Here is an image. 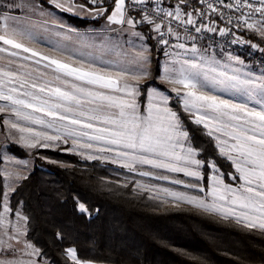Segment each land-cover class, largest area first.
Listing matches in <instances>:
<instances>
[{"label": "snow or ice", "instance_id": "obj_1", "mask_svg": "<svg viewBox=\"0 0 264 264\" xmlns=\"http://www.w3.org/2000/svg\"><path fill=\"white\" fill-rule=\"evenodd\" d=\"M47 2L62 12L73 15L85 13L84 18L104 17L109 25H120V33H129L142 41L149 38L143 32L147 29L154 34L158 44L170 46L174 51H165L164 54L172 59L163 66L160 80L170 86V93L175 94L185 113L189 116L195 114L193 123L199 125L208 120L228 122L231 131L225 135L233 143L227 145L224 142L228 147L227 158L233 161L240 173L239 179L244 183L239 187L224 185L221 189L222 174L217 162L199 158L202 150L192 143L180 114L170 107L172 96L167 91L142 83L151 78V56L146 47L142 46L136 53H128L130 63L138 65L130 79L127 69L113 74L103 66H85L84 61L79 65L68 63L25 46L21 40L30 35L27 25L34 16L40 17L41 27L59 29L56 35L76 31L50 16L45 0H3L0 3V42L39 57L34 61L37 66L41 61L47 62L42 68L37 67L35 76L32 72H21L23 65H17L11 59L0 64V101L5 102L0 104V113L5 115L3 127L8 129L9 135L28 133L35 142H28L24 135L19 136V140L24 141L21 146L28 148L56 149L61 143L67 144L71 140L73 148L90 150L92 141L102 142L103 147L99 151L114 153L111 162L125 161L120 166L133 172H136V165H141L183 173L187 181L172 179L170 183L202 193L205 192L200 183L202 172L208 169L212 183L206 197L223 202L221 207L208 203L206 197L175 192L171 195L177 201L219 214L223 219L233 220L249 230L264 232V70L259 74L252 70L243 71L244 61L231 54L221 62L208 54V48H197V36L193 35L207 30L221 35L227 32L235 37L233 27L237 30L255 28L264 39V0ZM10 10L23 13V18L11 15ZM217 20L224 22L226 28L216 27ZM173 39L176 43H172ZM78 43L83 47L94 46L86 36L81 37ZM232 43L245 42L234 38ZM251 47L264 53V48L257 44H251ZM7 51L0 48V52ZM17 55L15 51L10 53L12 57ZM49 74L53 75L55 84L44 80ZM216 89L245 97L256 107L212 94ZM141 96L145 97V105H141ZM93 104L96 106L88 107ZM26 109H31V112ZM32 112L43 113L50 119H34ZM21 120L49 129L57 122H65V130L61 134L56 129L57 134L54 135L34 132L33 128L22 126ZM204 126L207 127V123ZM83 136H87L89 142L79 144L78 138ZM178 147L180 154L176 151ZM220 154L226 155L224 147L220 148ZM86 158L97 159L94 155ZM26 166L27 161H20L17 165L21 169ZM136 174L168 179L154 175L150 170ZM16 175L19 179L20 174ZM231 178L237 179L235 175ZM15 190L6 179H0V264H96V259H82L76 247H64L67 236L60 229L52 233V252L38 247L29 234L31 217L24 210V201L12 203ZM77 210L90 216L84 203L77 201ZM104 260L122 264L119 258L112 260L106 256Z\"/></svg>", "mask_w": 264, "mask_h": 264}, {"label": "trees", "instance_id": "obj_2", "mask_svg": "<svg viewBox=\"0 0 264 264\" xmlns=\"http://www.w3.org/2000/svg\"><path fill=\"white\" fill-rule=\"evenodd\" d=\"M68 17L81 27L104 19ZM143 31L153 56L152 78L144 84L168 91L157 78L156 41L147 29ZM170 95V105L180 114L192 143L202 150L199 158L215 160L230 182L232 162L220 154L206 127L193 123L175 94ZM140 101L144 105L145 97ZM10 148L18 156L28 155L15 143ZM36 153L34 168L15 190L12 203L24 201V210L31 217L29 234L38 247L52 252V233L60 229L67 236L64 247L74 246L82 259H96V263L112 264L104 260L107 256L119 258L122 264H264V232L260 230H249L196 206L163 207L148 193L135 190L133 181H119L118 174L130 173L99 160L56 149ZM202 173L203 184L208 185L210 172L204 169ZM77 201L86 205L90 216L77 210Z\"/></svg>", "mask_w": 264, "mask_h": 264}, {"label": "rangeland", "instance_id": "obj_3", "mask_svg": "<svg viewBox=\"0 0 264 264\" xmlns=\"http://www.w3.org/2000/svg\"><path fill=\"white\" fill-rule=\"evenodd\" d=\"M83 2H86V0H82ZM3 0H0V3H2ZM79 3V1H77ZM83 4V3H82ZM45 7L48 10V13L50 16H53L57 22H62L66 25L71 26L72 28L76 29L75 32L72 33H66L61 32L60 35H56L57 31H60L59 29L55 27H49L48 29H45L40 26V17H32L31 23L27 25V29L30 33L29 36L24 37L21 41L23 44H27L26 42H38V52L47 55L51 58L61 59L63 61H66L68 63H73L76 65H79L81 61H85V65H96V66H103L111 73L115 74L116 71L120 72L123 69V66H121L123 63L122 60H126L125 63H129L131 57L128 55V53H136L142 46L146 47L149 50L151 61L153 62V56L151 51V46L148 42V40L142 41L139 39H136L129 33H120L118 30L120 28V25H109L108 22L98 23V24H89L86 27H81L77 25L75 22L71 20V18L68 17V12H62L59 9L54 8L51 4L45 0ZM10 14L13 16H17L19 18H23V13L12 11L10 10ZM73 15V14H70ZM77 16L85 17V13H78ZM37 18V19H35ZM90 19H96L92 17H87ZM101 24V25H100ZM117 30V31H114ZM245 32L241 35L243 40H248L251 44H257L261 48H264V39H261L259 36L258 30H248L247 28L244 29ZM144 32V31H143ZM145 34V33H144ZM86 36L88 41L93 44V47H83L78 41L81 37ZM146 36V35H145ZM152 39L156 41V38L154 34H152ZM242 40V41H243ZM172 43H176L175 39H173ZM101 44H104L105 47L100 48L97 47ZM157 44V42H156ZM191 41L188 42V46H190ZM196 46L197 48H208V54L212 57H215L216 59L220 60L221 62H224L225 57L228 54H231L233 56H238L240 60L244 61L245 67L242 69L243 71L252 70L253 72L259 74L261 70H264L260 68L259 66L252 63L250 60L246 59L242 55L238 54L234 50H223V49H217L213 48L207 43L201 42L196 40ZM174 50L171 48L168 50V52H173ZM178 51V50H176ZM164 52H157L156 50V57L160 60V63L162 65L160 66L163 69V66L170 60L172 57L165 56ZM39 59V57H38ZM8 60V59H7ZM35 60L33 59H25L23 61H19L16 63L17 65H23V67L20 69L21 72H32L33 75H37L38 73L35 71L37 67L42 68L44 64H46V61H41L40 65L37 66L34 63ZM88 61V62H87ZM6 62V61H5ZM100 64V65H99ZM117 69V70H115ZM50 72V70H49ZM128 77L131 79L132 74L126 73ZM159 76V77H158ZM158 80L160 79V75H158ZM45 81H54L53 75L49 74L44 77ZM123 83V81H121ZM168 91L170 92V86L164 83ZM162 91V90H161ZM212 94L220 95L222 98L225 99H232L234 102L237 103H249V107H256L255 104L248 102L245 97L239 96V95H233L231 92H222L219 89H216ZM43 95V94H42ZM4 101H0V104H4ZM142 105V104H141ZM145 105V104H144ZM96 105H89L88 107H95ZM143 110V109H142ZM25 111L31 112V109H26ZM209 116L213 115L211 113H208ZM32 116L34 119H44L45 121H48L50 118L45 117L43 113H37L32 112ZM193 119L195 117V114L192 115ZM5 119V115L3 113H0V174L2 179H6L9 184H11L15 189L24 181L23 177H27L29 173L34 168L35 163V157L34 153L38 149H53L51 147H41L37 146L35 148H28L21 146L24 141L19 140L20 135H24L25 139L28 142H35L28 133H15L14 135H9L8 129L3 127V120ZM15 119V117H13ZM226 122L227 121H220V120H208L205 121L207 123V131L211 132L214 136L215 142L217 144V147L220 152V148H225L226 155H223L227 158L228 153V147L224 143L227 142V135L225 133L227 132L226 129ZM22 126L31 127L33 128L34 132H46L49 135H54L56 133V129H59V132L62 134L64 132V123L65 122H57L53 128L49 129L46 126H42L40 124H33L30 121H20ZM236 123V122H235ZM202 124V123H201ZM100 126V125H97ZM91 134V133H90ZM79 144H86L88 143V137L83 136L79 137L78 141ZM15 143L22 147L28 155L26 156H18L16 155L10 146ZM41 143H43V140L41 138ZM93 148L92 149H76L72 146V141L69 140L67 144L61 143L56 150H60L64 153L69 154H75L78 155L82 159L86 160H99L104 164H108L114 167H118L119 169H123L126 172L130 173L131 175L120 173L118 174L119 181L123 184H127L131 181L134 183V189L140 192H146L148 195L155 200L158 201L163 207H178L181 205H191L195 206L194 204H189L187 202L183 201H177L171 193H186L188 195H195L200 198H205L206 193L209 191V184L212 183V181L209 179L208 185L203 184V180L200 182L201 185L204 187L205 192H198L193 189H189L184 187L183 185L173 184L170 183L172 179H181L187 181L188 178L183 176V173H174V172H168L165 170H158V169H151L150 166H141L136 165V172L139 171H152L154 175H160V176H166L168 179H156L154 176H140L136 174V172L130 171L127 168L121 167L120 165L122 163H125V161H120L119 163H113L111 162L114 156V153L106 152V151H99L101 147H103L102 142L92 141ZM187 147V145H185ZM54 150V149H53ZM177 154H180L179 147L177 148ZM88 155H94L97 157V159H87L86 157ZM43 160L53 162V163H59L56 160H52L49 157L42 156ZM228 159V158H227ZM231 161L230 159H228ZM20 161H27L26 168H19L17 165ZM232 162V161H231ZM234 167V172H231L229 174V177L231 178L232 175H235L237 177L236 180H233L231 178V181L228 183L237 184L240 182L239 177L237 176V171L234 166V163L232 162ZM221 172V177H223V173ZM17 173L20 174V178L17 179ZM211 175V173H210ZM203 176V173H202ZM210 177V176H209ZM220 177V178H221ZM226 181V180H225ZM206 200L208 203L211 202L210 196L206 197ZM201 209V208H200ZM203 210V209H202ZM10 219H13L10 217ZM14 222V221H13Z\"/></svg>", "mask_w": 264, "mask_h": 264}, {"label": "built area", "instance_id": "obj_4", "mask_svg": "<svg viewBox=\"0 0 264 264\" xmlns=\"http://www.w3.org/2000/svg\"><path fill=\"white\" fill-rule=\"evenodd\" d=\"M215 26L219 28H226V24L224 22H220L219 20H217V23ZM244 29L237 30L235 27H233L232 32L235 33V37L232 34L227 33V32L224 35H221L219 32H209L207 30L199 34L193 33V35L197 36L198 41L207 43L213 48L229 50V51L234 50L238 54L250 60L255 65L264 69V53H262L259 50L253 49L251 47V43L248 42V40H245V39L243 40L241 35L245 32ZM234 38H239L240 40H243L245 43H232ZM170 49H171L170 46H164V45H160L157 43L158 53L160 51L164 52Z\"/></svg>", "mask_w": 264, "mask_h": 264}, {"label": "crops", "instance_id": "obj_5", "mask_svg": "<svg viewBox=\"0 0 264 264\" xmlns=\"http://www.w3.org/2000/svg\"><path fill=\"white\" fill-rule=\"evenodd\" d=\"M12 15V14H11ZM75 16H77V15H75ZM17 17V16H16ZM34 17H38V16H34ZM33 17V18H34ZM79 17H82V16H79ZM17 18H19V17H17ZM35 19H37V18H35ZM90 19V18H89ZM103 22H107V20L104 18L102 21H101V23H103ZM101 25V24H100ZM22 42V41H21ZM26 43H28V45L27 44H24L25 46H27V47H29V48H31V49H33V50H35V51H37L38 52V42H26ZM0 48H6V49H8V51L7 52H0V64H3V63H5V61L7 60V59H11V60H13V61H15V63H18L19 61H23V60H25L24 59V57H28V59H33V60H38V57H32L31 56V53L29 52V53H24L22 50H20V49H12L11 48V46H8V45H3L2 44V42H0ZM12 51H15V52H17L18 53V55L17 56H15V57H12V56H10V53L12 52ZM27 60V59H26ZM129 60H131V59H129ZM123 62V64L121 65V66H123V69L122 70H124V69H127V73H129V74H132L133 72H135V71H137V69H138V65H136V64H133V63H125L126 62V60H122ZM85 62V61H84ZM88 62V61H87ZM86 63V62H85ZM100 65V64H99ZM162 65V63H160L159 62V66H161ZM85 66H89V65H85ZM150 68H151V78H152V74H153V62L151 61V64H150ZM115 70H117V69H115ZM162 71H163V69L160 67V72H159V75H161V73H162ZM116 72H118V71H116ZM159 77V76H158ZM149 80V79H148ZM160 80V79H159ZM147 80H145V81H142V83H144V82H146ZM161 81V80H160ZM162 82V81H161ZM153 87H156V88H159V87H157V86H153ZM160 90H162V91H167V90H163V89H161V88H159ZM170 91V90H169ZM169 94H170V92H169ZM159 98H157V100H158ZM141 102V101H140ZM142 104V103H141ZM144 104H146V101H145V103ZM170 107H172L171 105H170ZM174 110V109H173ZM194 119H195V117H194ZM227 123L228 122H226V129H227V132H230L231 131V128L230 127H228L227 126ZM232 124H235V122H231ZM203 125H204V123H202ZM212 136H214L213 134H211ZM231 143H233L232 141H231V139L227 136V144L228 145H231ZM232 161V160H231ZM233 162V161H232ZM235 166V165H234ZM237 174V176L239 177L240 176V173L239 172H237L236 173ZM221 179V181H222V184H221V189H223V186L224 185H231V186H233V187H239V186H241L244 182L242 181V180H240V182L239 183H237V184H233V183H228L227 181H225V179H224V177H221L220 178ZM210 199H211V202L210 203H215V205H216V207H221V205H222V203L223 202H221V201H213V198L210 196ZM219 215V214H218ZM221 216V215H220ZM96 264H107V263H96Z\"/></svg>", "mask_w": 264, "mask_h": 264}]
</instances>
